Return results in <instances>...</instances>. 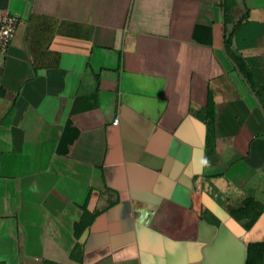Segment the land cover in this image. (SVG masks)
I'll return each mask as SVG.
<instances>
[{
	"label": "crops",
	"instance_id": "crops-1",
	"mask_svg": "<svg viewBox=\"0 0 264 264\" xmlns=\"http://www.w3.org/2000/svg\"><path fill=\"white\" fill-rule=\"evenodd\" d=\"M0 9L22 18L0 55V264H225L264 243V213L251 229L234 218L264 204V0ZM31 15L64 23L49 47L59 67L34 70Z\"/></svg>",
	"mask_w": 264,
	"mask_h": 264
},
{
	"label": "trees",
	"instance_id": "trees-1",
	"mask_svg": "<svg viewBox=\"0 0 264 264\" xmlns=\"http://www.w3.org/2000/svg\"><path fill=\"white\" fill-rule=\"evenodd\" d=\"M63 25L64 23H61L52 18L42 17L38 15L30 16L27 29V38H29V36L31 37L32 35H34L36 37V41L40 43L39 45L42 46L39 47V50L33 51L31 53L32 66L35 71L39 69L59 67L61 61V54L58 52L51 51L49 47L53 38L56 35L62 33ZM44 36L46 38V44L43 40ZM232 41V38L226 39L227 54L234 61V63L236 64V68L248 82L252 90L256 91L254 84V74L248 68L245 60L240 55L231 50ZM206 110V115L203 117L202 120L207 126V151L209 153L215 148L216 121V104L211 93L209 95ZM263 213L264 204L251 197L249 202L246 204L244 210L240 213L234 214V218L239 222L243 220H249L246 227H248V229H251ZM94 218L95 215L91 214L86 208L82 221L76 225V233L78 234V236L92 224ZM45 264L52 263L47 262ZM246 264H264V243H255L250 244L248 246V256Z\"/></svg>",
	"mask_w": 264,
	"mask_h": 264
},
{
	"label": "built area",
	"instance_id": "built-area-1",
	"mask_svg": "<svg viewBox=\"0 0 264 264\" xmlns=\"http://www.w3.org/2000/svg\"><path fill=\"white\" fill-rule=\"evenodd\" d=\"M21 21L19 15L0 9V55L8 54ZM118 123L119 119H116L113 124Z\"/></svg>",
	"mask_w": 264,
	"mask_h": 264
},
{
	"label": "rangeland",
	"instance_id": "rangeland-1",
	"mask_svg": "<svg viewBox=\"0 0 264 264\" xmlns=\"http://www.w3.org/2000/svg\"><path fill=\"white\" fill-rule=\"evenodd\" d=\"M242 255V257H241V260H234V259H232V258H229V255L227 256L226 255V257L224 258V260H225V264H245V261H246V255H247V253H246V255H245V251L243 250V252L241 253ZM230 261V262H229ZM206 262H203L202 264H205ZM217 263V262H216Z\"/></svg>",
	"mask_w": 264,
	"mask_h": 264
},
{
	"label": "water",
	"instance_id": "water-1",
	"mask_svg": "<svg viewBox=\"0 0 264 264\" xmlns=\"http://www.w3.org/2000/svg\"><path fill=\"white\" fill-rule=\"evenodd\" d=\"M235 64V63H234ZM236 65V64H235ZM240 73V72H239ZM241 75V74H240ZM242 79L245 81L246 85L249 87L250 91H252L253 95L256 97L255 93L253 92L252 88L250 87V85L248 84V82L245 80V78L241 75ZM257 101H258V98L256 97ZM261 108L263 109L264 111V108L263 106L260 104Z\"/></svg>",
	"mask_w": 264,
	"mask_h": 264
},
{
	"label": "flooded vegetation",
	"instance_id": "flooded-vegetation-1",
	"mask_svg": "<svg viewBox=\"0 0 264 264\" xmlns=\"http://www.w3.org/2000/svg\"><path fill=\"white\" fill-rule=\"evenodd\" d=\"M245 264H246V262H245Z\"/></svg>",
	"mask_w": 264,
	"mask_h": 264
}]
</instances>
